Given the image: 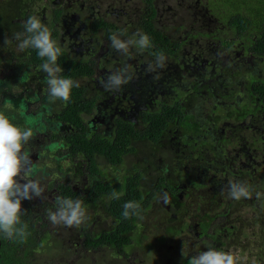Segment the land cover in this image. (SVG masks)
<instances>
[{
    "label": "flooded vegetation",
    "instance_id": "flooded-vegetation-1",
    "mask_svg": "<svg viewBox=\"0 0 264 264\" xmlns=\"http://www.w3.org/2000/svg\"><path fill=\"white\" fill-rule=\"evenodd\" d=\"M175 1L172 16L180 19L170 27L160 19L170 17L156 0H150L152 16L148 0H20L10 20L6 15L12 6L0 2V114L20 126L27 116L37 118L34 136L24 145L34 172L25 173L21 182L39 180L44 193L30 201V210L39 211L50 232L77 229L74 246L84 252V232L113 228L116 207L128 201L140 202V215L123 252L109 248L118 260L148 237L140 232L146 228L143 217L160 211L168 223L157 242L194 227L202 249H191L186 256L209 246L221 250V235L231 226L211 227L218 215L211 213L210 201L230 208L243 199L228 196L230 182L253 188L257 180L264 181V51L253 46L256 31L235 30L229 20L212 13L207 0L193 5ZM32 15L62 48L57 61L61 75L80 84L67 103L49 97L40 67L44 61L35 49L19 52L15 41L4 44L19 31L10 27L23 31ZM138 31L149 36V47H132L128 55L111 47L113 33L127 40ZM161 53L164 66L148 71ZM125 65L130 66L131 81L107 90V77ZM70 103L77 124L67 120ZM120 129L125 130L121 136ZM109 144L113 153L119 152V161L85 150ZM198 188H205L204 197ZM114 192L119 199L112 198ZM195 196L202 205L190 203ZM58 197L81 199L89 219L80 227L51 224L47 215L55 211ZM178 215L182 218L176 226Z\"/></svg>",
    "mask_w": 264,
    "mask_h": 264
},
{
    "label": "clouds",
    "instance_id": "clouds-1",
    "mask_svg": "<svg viewBox=\"0 0 264 264\" xmlns=\"http://www.w3.org/2000/svg\"><path fill=\"white\" fill-rule=\"evenodd\" d=\"M138 37V38H137ZM111 47L124 55H128L130 48L136 47L138 51L150 46V38L147 34L137 32L131 39H121L118 34L110 36ZM16 42L19 52L33 48L37 55L44 61L40 65L41 70L46 74L45 82L48 86L49 97L52 100H62L67 103L70 100L73 88L80 86L78 81L61 75L63 69L57 61L62 54V48L52 38L50 29L41 22L40 18L32 15L23 23V31H17L11 38H5L4 44L9 45ZM164 55L159 54L153 63L148 65V71H155L156 68L164 66ZM23 78V77H22ZM132 79L130 66L125 65L112 72L104 83L109 91L119 90L123 85ZM37 118L27 116L25 126L14 124L10 119L0 114V233L7 239L26 237V225H23L22 215L25 210L22 208V201L41 198L44 188L39 180H23L25 173L34 172L33 161L29 152L24 150L34 136L33 128ZM257 198L261 193H257ZM228 196L239 200L251 198V188L245 182H230L228 185ZM112 198L119 199L117 193ZM165 202L167 197L165 194ZM141 204L138 201H128L123 205L122 215L125 219L132 215H140ZM47 219L53 225L66 227H80L89 217L84 202L77 198L58 197L55 211H49ZM189 264H238V257L230 251L217 250L209 246L207 251H202L189 258Z\"/></svg>",
    "mask_w": 264,
    "mask_h": 264
},
{
    "label": "rangeland",
    "instance_id": "rangeland-1",
    "mask_svg": "<svg viewBox=\"0 0 264 264\" xmlns=\"http://www.w3.org/2000/svg\"><path fill=\"white\" fill-rule=\"evenodd\" d=\"M3 1L7 2L6 5L12 6L11 14L6 15L7 20H10L16 14V8L21 6L20 0H0V2ZM194 1L190 0V3L193 5ZM207 1L212 13L222 21L229 20L233 12L239 10L247 13L254 25L260 18L259 14H261L264 7V0ZM156 3L161 12L170 17V19H167L162 16L160 19L169 27L176 25L178 21L175 22L174 20L180 19L178 16H172V12L176 9V1L156 0ZM185 27L187 26L185 25ZM10 29L14 31L18 29L20 31L21 28L18 25H12ZM255 184L256 187L251 188V198H243L230 208L225 205L218 207L217 203L212 201L209 204L211 213L218 215L217 218L213 219L211 227L231 226L226 235H221L223 244L220 249L230 251L236 255L238 264H264V181L259 179ZM197 190L202 197L206 195L204 192L205 188H198ZM257 193H261L259 198H257ZM197 194L195 192V195ZM191 201L193 202L190 203L194 204L195 202L196 204L199 203L198 205H202L197 196L191 198ZM258 203H260V207ZM160 213L161 211L156 214L149 213L146 217H143V223L146 228L142 231L140 230V232L148 234V237H142L139 245L137 247L133 246L131 249L130 256H126V259H121V261L115 258L116 255L107 247L97 251L91 250V252L82 251L80 246H74V243L79 239L78 230L60 228L57 232L51 231L46 241L40 243L34 262L89 264V261L94 260L98 264H176L172 260L182 257L185 260L181 264H189V257L185 253L191 249L194 251L202 249L200 242L194 236L195 228L192 227V231L189 233L183 231L180 235H168L165 239L162 238L160 242H157L156 237L166 233L165 227L168 223L166 219L162 220V217L160 218ZM225 213L227 216H223ZM181 218L182 216L178 215L177 220L173 221L174 225L177 226ZM211 231H214V228ZM216 231L215 229L214 233ZM133 238L135 240L134 236Z\"/></svg>",
    "mask_w": 264,
    "mask_h": 264
},
{
    "label": "trees",
    "instance_id": "trees-1",
    "mask_svg": "<svg viewBox=\"0 0 264 264\" xmlns=\"http://www.w3.org/2000/svg\"><path fill=\"white\" fill-rule=\"evenodd\" d=\"M147 9L149 16L154 14L153 6L151 5L150 0L147 2ZM260 18L257 23L254 25L250 16L243 12L236 10L229 17V22L234 26L235 30L239 31H256V35L253 41V46L259 48V51L262 53L264 51V7L261 11ZM149 22V20H148ZM149 29L152 27L149 25ZM264 89V85H263ZM72 96H70V100ZM67 120L69 123L77 124V117L72 106V103L67 107ZM154 116V115H152ZM9 118V117H8ZM11 121V118H9ZM127 125V124H122ZM124 129L119 130V136L121 133L124 134ZM128 132V131H127ZM111 145L95 148L94 146H85V150L88 154H91L93 151H97L99 154L104 156L107 159L113 158L114 161L120 160L119 152L113 153ZM131 148H126L124 151H129ZM90 167L93 169L96 167L92 163ZM133 180V177L131 178ZM133 200L135 198H132ZM30 201H22V208L25 210V213L22 215L21 219L23 225H26V237L24 239L13 238L7 239L2 233H0V264H51L49 262H39L35 263V255L40 243H44L48 237L50 231L44 229L45 222L41 219L40 213L38 210H30ZM116 225L105 231H100L98 233L84 232L85 240L81 245L84 249H87V252L96 249L97 247H108L113 250L122 251L126 245L130 244L131 233L135 230V223L138 219L137 215H132L130 218L125 219L122 215L123 204L121 203V208L116 207ZM43 227V228H42ZM89 264H98L96 261H89Z\"/></svg>",
    "mask_w": 264,
    "mask_h": 264
},
{
    "label": "water",
    "instance_id": "water-1",
    "mask_svg": "<svg viewBox=\"0 0 264 264\" xmlns=\"http://www.w3.org/2000/svg\"><path fill=\"white\" fill-rule=\"evenodd\" d=\"M1 243V242H0Z\"/></svg>",
    "mask_w": 264,
    "mask_h": 264
}]
</instances>
